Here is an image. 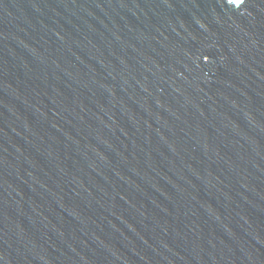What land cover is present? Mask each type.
Instances as JSON below:
<instances>
[{
    "label": "water",
    "instance_id": "95a60500",
    "mask_svg": "<svg viewBox=\"0 0 264 264\" xmlns=\"http://www.w3.org/2000/svg\"><path fill=\"white\" fill-rule=\"evenodd\" d=\"M0 264H264V0H0Z\"/></svg>",
    "mask_w": 264,
    "mask_h": 264
},
{
    "label": "snow or ice",
    "instance_id": "6c2138e0",
    "mask_svg": "<svg viewBox=\"0 0 264 264\" xmlns=\"http://www.w3.org/2000/svg\"><path fill=\"white\" fill-rule=\"evenodd\" d=\"M237 2H239V0H237Z\"/></svg>",
    "mask_w": 264,
    "mask_h": 264
}]
</instances>
